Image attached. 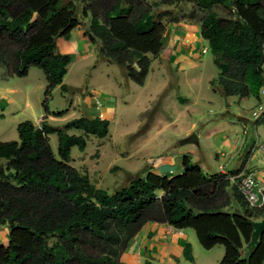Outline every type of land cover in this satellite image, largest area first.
<instances>
[{"label": "trees", "instance_id": "trees-1", "mask_svg": "<svg viewBox=\"0 0 264 264\" xmlns=\"http://www.w3.org/2000/svg\"><path fill=\"white\" fill-rule=\"evenodd\" d=\"M91 17L85 35L99 58L122 68L145 85L154 58L163 49L169 12L158 6L195 3L206 12L199 22L219 69L211 82L223 98H260L264 86V0H81ZM227 13L219 16L214 9ZM173 18L171 22H176ZM74 3L61 0H0V77H27L32 67L45 74L44 121L19 124L18 141H0V226L9 230L0 245V264H121L129 242L152 220L179 230L192 229L206 250L224 247L219 264H264V235L246 255L253 228L264 208L250 207L229 174L207 175L190 156L180 175H137L114 194L94 185L71 165L73 148L85 151L90 137L105 139L111 122L82 116L64 127L46 122L53 90L68 92L64 78L71 57L58 49L82 26ZM63 116L64 112L56 113ZM78 131L79 135L70 134ZM58 136L59 158L51 146ZM232 196L241 210L230 213ZM158 216L147 219L150 212ZM194 263L192 246L184 251ZM144 264H153L145 261Z\"/></svg>", "mask_w": 264, "mask_h": 264}, {"label": "crops", "instance_id": "crops-1", "mask_svg": "<svg viewBox=\"0 0 264 264\" xmlns=\"http://www.w3.org/2000/svg\"><path fill=\"white\" fill-rule=\"evenodd\" d=\"M166 26L167 29L162 40L163 49L160 56L153 59L157 63L164 62L163 70L157 74L159 77L153 83V90L146 98V102L144 100L143 102H137L138 100L134 102L126 101L124 99L123 83L115 75H111L112 73L110 72L106 73L107 78L104 79L109 84L108 87H104L108 90L107 93L99 92L100 96H105L107 99L104 105L99 103L95 93H90V97L84 98L86 110L92 114L91 117H101L108 119L110 122L117 119L123 112L136 111L133 108L138 104L141 105L137 108L138 115L141 116L145 113L149 115V124L145 128L141 129L143 123L142 120H139L135 124L134 129H127L123 133V138H127L132 134L135 136L129 152L118 151L116 145L114 146L113 140L109 138L110 134L105 139H98L96 146L98 156H93L97 164L102 162L105 156L114 154L130 163L126 168L115 167V162L111 164V168L120 172L123 171L125 174L137 175L146 168L148 173L176 176L183 173L184 158L190 156L192 163L198 165L209 176L255 171L259 179L264 181V159L259 158V153L264 154V144L259 133L252 147L249 146L250 143L248 138H246L248 135L246 127L243 136L237 135L238 139H236L234 135V141L232 140L233 137L223 136L218 140V143L214 142L212 150L202 148L201 133L196 134L197 141H188L193 135L195 124L188 119L192 103L187 92L190 85L196 83L193 71L199 67V64L193 59L194 47L199 46L205 39L201 35L199 24L177 20L176 22L166 23ZM57 44L61 53L70 55L71 64L80 58L96 57L98 52L96 45L91 49V42L85 35V30L80 26L71 32L68 39L59 38ZM105 63L115 65L108 62ZM215 79L217 78L210 77L208 84L211 85V82ZM217 92L220 94L219 91ZM17 93L18 90L13 87H7L5 94L0 93L2 97L0 102V107H2L0 110L1 128V123L7 121L10 123L11 128H15V131H18L20 121L17 123V121L10 122V120H7L10 117H17L20 112L17 107V100L14 97ZM176 95L177 100L174 99ZM220 96L223 98L221 94ZM90 99L93 101L91 102ZM207 99L211 100L212 98L210 96L199 98L200 101ZM27 104V107H30L28 102ZM123 104L125 107L121 108ZM27 118L26 120H31L36 125H41L44 121V116H41V114L35 121H32L31 117ZM52 119L56 118L49 116L46 122L50 125V120ZM241 120L245 123L248 122L245 119ZM159 121L164 122V127L167 129L175 124L179 126V131L181 132L179 134H183L181 139L184 140L179 143V147L172 140L160 143L161 149L159 148V150H155L156 146L153 143L150 142L148 144L146 138L155 131ZM124 125L127 128L129 126L126 123ZM113 148L116 150L113 151ZM111 149L113 150L111 151ZM225 155L228 157L231 155V160L224 157ZM213 157L216 161L215 165L211 164ZM226 162L228 163L226 171H222L221 167ZM213 168L215 169L213 170ZM80 171L87 173L90 177L91 171L89 169ZM94 173L96 174L97 171H94ZM8 234V228L0 226V237L2 235L5 236L7 242L6 244L0 243V245L8 244ZM198 241L197 235L192 229L179 230L167 224L148 220L142 225L138 234L129 242L128 248L121 258V264H144L145 261L153 264H204L208 256L202 254ZM188 244L192 246L194 263L187 261L184 256V251ZM200 256L203 258V263L199 259Z\"/></svg>", "mask_w": 264, "mask_h": 264}, {"label": "rangeland", "instance_id": "rangeland-1", "mask_svg": "<svg viewBox=\"0 0 264 264\" xmlns=\"http://www.w3.org/2000/svg\"><path fill=\"white\" fill-rule=\"evenodd\" d=\"M160 0H152V2H159ZM69 2L74 3L77 6L81 20L83 22L82 27L85 31L90 27L91 17H83V3L81 0H61L63 5ZM157 11L169 12V16L165 19L166 23H170L173 18L179 21H186L191 24H199L206 12L200 10L195 3L183 2L177 6H158ZM214 11L219 16H225L227 13L223 8H215ZM199 46L194 47L195 53L193 59L199 64V67L193 71V77L196 83L191 84L187 95L191 100L192 106L188 119L195 124L193 128V135L197 133L202 134V148L206 150H212L214 142L218 143V140L223 137H236L243 136L246 130L248 135L249 146H253L254 141L259 133L260 138L264 144V119L256 121L252 118V113L259 107L260 101L264 104V98L250 97L248 99L241 100L238 97H229L226 99L221 98L220 94L215 91L210 84L208 79L218 78L219 69L214 63V56L209 49L207 41ZM94 48V44L91 43V49ZM206 49V51H205ZM83 55V54H82ZM196 56V57H194ZM83 57V56H82ZM187 61V60H186ZM185 62V61H184ZM164 62L153 61L149 75L146 79L145 85L140 86L128 78L126 72L118 67L117 65H108L101 61L98 56L96 57H84L80 58L69 67L68 73L64 78V84L70 87L69 92H63L60 87L53 90L49 101L48 107L51 115L56 119L50 120V125L53 127H64L68 122L80 118L82 116H91L92 114L86 110L84 98L90 97V93H95L99 103L104 105L105 96H100L99 92L107 93L109 84L104 80L107 78L106 73L110 72L111 75H115L120 82L123 83L124 95L128 102H146V98L150 95L153 90V83L158 79V73L163 70ZM30 74L27 77H13L7 78L4 74V69H1L0 77V93L5 94L7 87H13L18 90V93L14 95L17 100V107L20 112L17 117L7 119L22 123L28 121L27 117H31L35 121L39 115L45 116V110L43 102L45 100V88L47 85L45 74L41 69L32 67ZM210 96L211 100L200 101V97ZM177 100V95L174 97ZM91 102L93 101L90 99ZM2 97L0 95V102ZM27 102L30 107H27ZM144 102V103H145ZM141 105H136L133 112H123L117 119L111 122L110 136L113 140L114 146L120 152H129L131 150V144L133 143V134L127 138H123V133L127 129H134L135 124L142 120L141 129L145 128L149 124V115L142 114L138 115L137 108ZM125 107L123 104L121 106ZM2 107H0L1 110ZM90 111V110H89ZM64 112L63 116H57L56 113ZM1 119V116H0ZM241 119L248 120L247 123ZM22 121V122H21ZM31 121V120H30ZM151 122V121H150ZM128 124V128L124 124ZM159 125L155 131L146 138L148 144L153 143L156 146L155 150L161 149L160 143L170 142L171 140L176 142L175 144L179 147V143L184 141L181 139L183 134L179 131L177 124L167 129L164 127V122L159 121ZM2 128L0 127V141H18L19 134L15 131V128H11L10 123L4 121ZM215 132V133H214ZM70 134L79 135L78 131H70ZM213 133V134H212ZM239 133V134H238ZM215 135V137H214ZM238 135V136H237ZM197 136V135H196ZM232 138L234 141L235 138ZM98 139L91 137L87 142V148L85 151H80L78 148L72 149L71 154V165L82 171H91L90 179L91 182L98 188L105 189L110 194H114L120 188L127 186L129 181L137 175L145 177L148 170L144 168L140 174L131 175L125 174L123 171L120 172L114 168H111V164L115 162V167H125L130 165L129 162L125 161L124 158H120L116 155H107L103 158L102 162L97 164L94 157L98 156L96 152ZM58 136H51V146L54 154L59 158L58 153ZM114 149V150H113ZM111 151H115L113 148ZM95 155V156H94ZM94 156V157H93ZM156 157V156H154ZM259 158L264 159V154L259 153ZM231 160V155L228 157ZM211 164L215 165L216 161L213 157ZM215 168H213L214 170ZM94 171H97L95 174ZM241 207L234 196H232V206L228 210L230 213L240 212ZM158 216L156 211L150 212L147 219H153ZM199 242V241H198ZM0 243L6 244L5 236L0 237ZM199 248L203 255H207V261L204 264H219L224 257V247L216 246L211 250L204 249L200 243ZM200 261L203 263V258L200 256Z\"/></svg>", "mask_w": 264, "mask_h": 264}, {"label": "built area", "instance_id": "built-area-1", "mask_svg": "<svg viewBox=\"0 0 264 264\" xmlns=\"http://www.w3.org/2000/svg\"><path fill=\"white\" fill-rule=\"evenodd\" d=\"M260 98H264V86L260 91ZM263 117L264 104L260 101L258 109L252 113V118L256 121H259ZM224 157L228 158V156L226 155ZM227 164L228 163L226 162L222 165V171H226ZM230 179L237 186L239 193H241L250 207L255 209L264 208V181L259 179L255 171H244L241 173L233 174L230 176Z\"/></svg>", "mask_w": 264, "mask_h": 264}, {"label": "water", "instance_id": "water-1", "mask_svg": "<svg viewBox=\"0 0 264 264\" xmlns=\"http://www.w3.org/2000/svg\"><path fill=\"white\" fill-rule=\"evenodd\" d=\"M188 141H197L196 135H192ZM250 224L253 228V233L250 243L245 248L246 255H250L255 251L260 242V238L264 235V218L258 221L250 220Z\"/></svg>", "mask_w": 264, "mask_h": 264}]
</instances>
